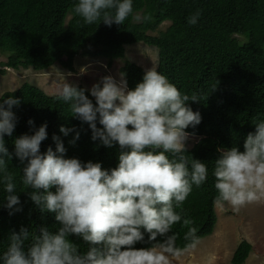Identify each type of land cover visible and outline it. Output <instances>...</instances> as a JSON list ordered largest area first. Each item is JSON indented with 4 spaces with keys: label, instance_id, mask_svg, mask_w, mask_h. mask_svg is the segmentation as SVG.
Segmentation results:
<instances>
[{
    "label": "clouds",
    "instance_id": "9594fccd",
    "mask_svg": "<svg viewBox=\"0 0 264 264\" xmlns=\"http://www.w3.org/2000/svg\"><path fill=\"white\" fill-rule=\"evenodd\" d=\"M72 11L84 25L102 21L108 27L122 26L133 14V3L78 0ZM200 15L199 10L191 14L188 25H196ZM134 18L152 19L150 15ZM118 75L119 79L103 76L90 89L64 82L57 90L58 99L69 106L70 117L88 125L91 141L107 148L118 145V163L111 169L100 162L65 158L66 148L55 134V150L50 146L42 153L41 144L48 138L46 123L31 135L16 138L14 153H9L5 136L15 131L18 118L12 109L21 101L12 96L0 100L3 208L9 215L22 211L8 171V162L15 157L24 165L22 183L31 189L28 198L41 213L54 214L59 225L54 232L41 227L38 235L23 226L12 231L0 255L2 264H171V257L198 245V228L192 218L182 215V205L193 185L201 187L209 174L205 162L186 154L192 135L186 129L195 128L202 119L188 102L199 103V97L183 94L155 67L145 70L131 89L126 74ZM59 132L65 137L74 132L68 141L73 146L80 137L75 126H60ZM212 175L213 203L218 208L230 205L239 211L264 200V120L254 124L242 151L236 146L219 150ZM177 224L187 229L184 248L176 246ZM145 235L151 246L135 247L145 242ZM72 236L87 245L85 252L69 239Z\"/></svg>",
    "mask_w": 264,
    "mask_h": 264
},
{
    "label": "trees",
    "instance_id": "16d2710c",
    "mask_svg": "<svg viewBox=\"0 0 264 264\" xmlns=\"http://www.w3.org/2000/svg\"><path fill=\"white\" fill-rule=\"evenodd\" d=\"M77 2L0 0V52L7 55L4 65L15 70H46L59 63L73 70L74 58L79 54L105 57L111 65L114 60L124 58L125 45L142 42L156 47L157 71L183 94H196L200 100L188 102L202 119L195 128L186 129L198 136L186 154L189 159L205 162L209 174L201 187L193 185L182 205V215L194 220L200 239L210 235L217 220L212 171L219 150L236 146L242 151L244 139L254 131V124L264 120V0H132L133 14L122 26L111 27L102 21L84 25L72 11ZM197 10L201 12L198 23L188 25L187 18ZM146 15L152 19L134 18ZM119 72L126 74L131 89L142 80L145 70L124 59ZM85 94L95 102L88 92ZM10 96L21 103L12 109L18 118L15 131L11 137L5 136L9 153H14L16 138L31 135L34 128L46 123L48 138L41 144L42 153L50 146L55 150L52 140L55 134L66 148L65 158L100 162L104 169L116 167L118 145L107 148L91 141L88 125L70 117L69 106L57 94H48L35 84L23 82L14 90L4 91L0 100ZM29 120L34 124L30 126ZM60 126H75L80 131L74 146L68 141L75 133L65 137L59 132ZM23 167L15 157L8 162L22 211L9 215L3 208L6 193L0 183V255L7 249L10 233L18 232L22 226L37 235L41 227L53 232L59 227L54 214L41 213L28 198L31 189L22 183ZM173 231L177 233L176 246L184 248L187 229L177 224ZM69 239L80 245L81 252L87 250V245L77 237ZM149 246L147 235L145 242L135 245ZM250 251L251 244L241 240L231 253V264H243Z\"/></svg>",
    "mask_w": 264,
    "mask_h": 264
},
{
    "label": "rangeland",
    "instance_id": "374dc122",
    "mask_svg": "<svg viewBox=\"0 0 264 264\" xmlns=\"http://www.w3.org/2000/svg\"><path fill=\"white\" fill-rule=\"evenodd\" d=\"M167 24L165 22L163 25ZM6 57L4 52H0V95L4 91L16 89L23 82L35 84L48 94H57L64 82L82 84L90 89L103 76L111 75L119 79V68L124 59L137 63L145 70L151 69L157 64V49L142 42L125 45L124 58L114 60L111 65L107 64L105 57L94 58L79 54L74 58L73 70L66 69L59 63L46 70H15L4 66ZM2 70L5 72H1ZM197 139V136L191 135L186 147L190 148ZM214 207L217 220L211 234L199 239L194 250L184 252L179 257H171V264H231V253L244 239L251 244V251L243 264H264V200L247 205L239 211L230 205Z\"/></svg>",
    "mask_w": 264,
    "mask_h": 264
}]
</instances>
